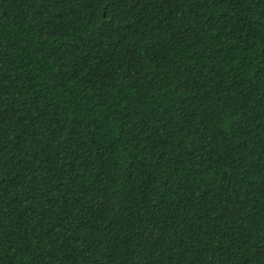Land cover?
<instances>
[{
	"label": "trees",
	"instance_id": "obj_1",
	"mask_svg": "<svg viewBox=\"0 0 264 264\" xmlns=\"http://www.w3.org/2000/svg\"><path fill=\"white\" fill-rule=\"evenodd\" d=\"M0 264H264V0H0Z\"/></svg>",
	"mask_w": 264,
	"mask_h": 264
}]
</instances>
